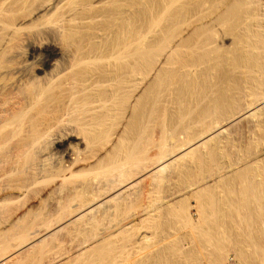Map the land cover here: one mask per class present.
Instances as JSON below:
<instances>
[{
  "label": "rangeland",
  "instance_id": "374dc122",
  "mask_svg": "<svg viewBox=\"0 0 264 264\" xmlns=\"http://www.w3.org/2000/svg\"><path fill=\"white\" fill-rule=\"evenodd\" d=\"M72 1L62 2L65 17L77 6ZM108 1L94 0L95 3H90L94 4L91 8H88V3L85 7L88 9L82 16L87 21L67 24L77 31L82 27L79 28V39L91 42V46L95 42L90 35L100 34L103 40L99 39L101 44L98 41V45L102 49H105L107 40L101 30L108 21L103 15L112 8L109 4L113 0L111 3ZM131 1V5L136 2L132 5L135 18H132L133 36L136 38L132 40L134 63L140 60V55L146 59L140 62L141 68H136L131 77V106L125 110L129 109L128 113L121 111L116 115L118 117L114 115L108 119L103 116L105 111H100L98 116L95 114L94 121L90 113V117L77 113L69 118L68 126L80 128L85 139V145L78 152L79 166L75 169L81 171L64 180L61 175L71 172L52 168V173L47 171L45 180L28 196L25 191L21 195L19 186L28 178L25 170L28 167L27 155L22 146L29 132L45 128L44 120L58 115L69 104L67 96H55L61 80H58V86L56 81V85L50 88L52 93L49 90L51 94L42 100L46 102L39 103L27 114L22 132L9 140L8 150L13 153H5L6 157L10 155L7 158L11 163L6 170L5 186L11 191L7 202L2 201L0 195V251H4L3 254L10 251V255L17 252V247H24L21 244H30L31 236H37V239L31 245L33 248H26L5 264H54L56 253L63 258L60 264H264V111L258 117L243 118L225 127L228 130L219 135V139L217 137L218 143L216 140L214 145L209 142L211 146L207 144V148H199L197 155H191L194 159L189 156L175 161L163 175L145 179L138 176L145 165L149 169L156 167L155 161L158 160L155 159L161 154L162 146L175 152L187 141L195 143L199 133L203 134L214 123L219 121L226 126L230 119H237L246 112L247 106L257 102V97L258 100L264 99V32L261 31L264 29V0ZM55 17V20L59 18ZM93 18L98 20L97 26ZM261 33L262 36L259 35ZM0 38V49H3L9 37L4 35ZM86 43L84 46L82 43V47L86 48ZM73 44L75 47L78 43ZM87 66L83 65V68ZM90 66L86 70H90ZM135 66L140 67L139 64ZM106 89L101 88L100 91ZM78 99L82 104L85 95ZM40 104L46 108L45 111L48 110L49 119L47 113L39 112V108L43 109ZM83 105L80 112L85 113L89 107ZM110 105L112 110L115 108L113 111H119V105ZM213 111L218 112L215 115ZM86 123L92 124L84 127ZM111 157L118 161L114 163V172L108 166ZM140 161L143 169L139 168ZM132 167L139 172L133 171V174L130 171ZM126 170L130 174L132 172V176L137 175L141 182L136 181V186L126 192L127 196L124 193V197L120 195L112 200V204L107 203L109 210L104 208L105 204L97 209L96 214L94 211L82 221L73 222L75 220L68 218L66 222L67 215L62 208L68 205V198L72 201L78 197L79 200L84 196L90 198L93 188L119 180V175L121 177ZM0 176L1 188L2 169ZM76 186L79 190L75 189ZM78 191L84 194L76 195ZM28 197L34 200L27 202L25 213L21 211L24 218L17 221L7 214L6 208L17 207L19 203L24 207ZM71 204L74 205L73 202ZM12 208L8 211H14ZM92 215L97 217L91 218ZM61 217V222L65 220L63 226L55 227V230L50 228L53 230L47 233L45 225L60 224ZM36 230L47 235L38 236ZM68 231H75L78 236L82 234L77 238V244L89 241L90 247L82 251L84 256L76 258L79 253L72 248V253H69L72 255H68L69 258L64 256L70 247L66 236ZM20 237L22 242L29 240L28 243H21ZM144 237L148 238V243ZM92 246L95 248L88 251Z\"/></svg>",
  "mask_w": 264,
  "mask_h": 264
},
{
  "label": "bare ground",
  "instance_id": "6f19581e",
  "mask_svg": "<svg viewBox=\"0 0 264 264\" xmlns=\"http://www.w3.org/2000/svg\"><path fill=\"white\" fill-rule=\"evenodd\" d=\"M73 1L75 3L74 6H76V5L77 6L74 9L72 8L73 9L72 11L70 10V14L68 17H65V14H62V8L64 7L63 6L64 4L62 3L63 0H0V37H2L4 35L9 37L7 44L4 45L5 47H3V49L2 48L0 49V170L2 169V184H1V188H0V195H2V201H4V202H7L8 199H10L9 196H10V191H11L8 186H5V181L7 179L6 170L11 164L9 159L7 158L10 155H7V157H6V154L12 152L10 149L8 150V148L10 147L8 145L9 140H11L14 135L22 132V123H23L25 117L27 116V114H29V112L32 110V108H35L39 103L46 102V101H42V100L44 99V97L47 94L52 93V90H50V88L53 87V85H56L58 83V80L62 81L61 86H59L60 89L59 88L57 89V87H56L57 93L53 92V94L55 95V93H56L55 96L57 98H59V97L65 98L67 96L69 98V104L67 105V108L61 110V112L58 115L52 116L53 115L52 114L51 115L52 117L50 119H49L50 116L48 117V113H49L48 110L45 111L46 108H44V106H42V104H40V106L43 107V109L39 108L40 109L39 112L40 113H44V112L47 113L46 116L48 117L49 120H46L47 118L46 119L44 118L45 119L44 121L46 122V124L45 125L43 124V125L45 128L40 129V130L35 128V130L29 132V134H28L29 137L25 141L24 145L22 146L23 148H25V151L24 150H22V151L24 153L26 152V155H27L26 156V164L28 167L26 166L27 169H25V170L28 173V178L22 182L23 183L22 186L21 185L19 186V187H21L20 190H22L21 195H23V191H25L27 194L26 196H28L32 192V190L34 188H36V186H38V184L40 182H43L45 180L44 178L47 176L46 172L47 171L51 172L52 168L57 169L59 171L60 170L70 171L71 174H66L65 172L64 173L62 172L63 174L61 176L64 180H67V179H70L71 177H74V175L76 173H79L81 171V170L76 171L75 169L79 166L78 152H80V147L85 145V139L82 136L83 131H80V128H73V127L68 126V121H69L70 117L74 116L77 113L81 114V115H85V114L90 113V114H92L90 116L93 117L92 120L94 121L95 114L98 116V114H97L98 112H100V111L104 112L105 111L103 116L105 115L108 119H110L114 115L115 116L120 115L121 111L125 112V110L128 107L130 108V106H131V104H129V103H131L130 102L131 101V95H130L131 79L133 78L132 76L135 72V69L141 68L140 62L142 63V61L145 58L144 56L140 55L139 56L140 60H138V61H136V63H134V54H133L132 42L135 41L136 38L133 36V27L134 26H133L132 18L134 16L132 15V11H133L132 5L136 4V2L133 0L134 4L132 3V5H131V2H132L131 0H113L114 2L112 1V4H109V3H111L110 2L111 0L108 1L109 2L108 4L112 5V8L110 7L109 11L107 13L105 11H103L106 13V15L104 14L103 17L106 16L107 18L106 17L105 18H106V20L108 19V21H107V25L106 26L103 25L104 28L102 30L100 29L101 31L104 32V34L106 36L105 39L107 40L106 44L104 42V44L106 45L105 49L104 48L102 49L99 46L101 44L100 40H103V37H102V39H100L101 38V37H99L100 34L97 33L98 31H100L99 29H97L98 31L96 32L98 35L94 34V33H92L93 35H90L91 33L89 34L91 37H93L94 40L91 38L93 40V42H95L91 46V42L87 41V43H86V41L79 39L81 37V35H79V31L81 29L79 30V28H82V27H79L78 31H77L76 30L77 28H70L71 26L67 25L70 22H75L78 20L80 21V23L87 21L82 16H84V14L86 12L85 10H87L89 7L91 8V6L94 5V4L93 5L90 4L91 2L95 3L94 0L91 1L90 3H89L90 0H73ZM73 1H72V3H73ZM88 3L90 4V6H88V8H85V7H87L86 5H89ZM56 14H58L57 16L59 18L55 20V19H53V17H55ZM66 14H68V13H66ZM262 14L264 15L263 8H262ZM95 15L96 14H93V16H95ZM63 17H65V18H63ZM96 17H98V16H96ZM133 19H135V18H133ZM81 20H84V21L82 22ZM96 20L97 19H94L93 23L95 22V24H96V22L98 21V20L97 21ZM79 21L75 22V23L78 24ZM85 25H86V23H85ZM97 25L98 24H96V26ZM262 26L264 27V25H262ZM74 27H76V25ZM99 27H100V25H99ZM263 27H261V28H263ZM93 29H95V28H93ZM83 30H84V28H83ZM83 30H82V32H83ZM95 30H93V32H95ZM261 31L264 32V29ZM262 33L259 35L262 36L263 35ZM80 34H81V31H80ZM90 36H89V38H90ZM91 39L87 38V40H91ZM83 41L86 43L87 47L90 46V48L87 49L86 45H85L86 48L82 47V43H83V46L85 44ZM98 41L100 42L99 45H98ZM262 41H264V40H262ZM73 42L78 43V44H76L77 46L74 47ZM88 43H90V45ZM104 44H103V46H104ZM101 47H102V45H101ZM138 64L140 67L135 66ZM83 65H85V67H86V65H88V66L91 65L90 70H86L87 68H89L88 66L86 69H84L85 67L83 68ZM141 65H144V64H141ZM91 67L93 69H91ZM183 69H184V67H183ZM84 74H86V75H84ZM83 76H86L87 78L86 77L84 78ZM80 77H82L81 79L83 80L82 81L81 79H79L82 81L81 83L78 80V78H80ZM55 82H56V84H55ZM183 83H182V85H183ZM57 86H58V84H57ZM101 88L102 89L108 88L110 91L108 89H106L109 92L105 93L106 90L100 91ZM49 90L51 91V93L48 92ZM184 90H186V89H184ZM83 94L85 95V99L82 100V104L84 103V105H87L89 107L88 111H86L85 113L83 112L84 114L82 112H80L82 109V107H81L82 104L80 101H78L79 100L78 97L83 95ZM252 95H254V94H252ZM255 101H256V99H255ZM112 103L119 105L118 106L119 111H117V110L113 111L115 108L112 110L113 107L110 105ZM109 105H110V107H109ZM247 107L248 108H247V110L245 109L246 112L243 115L239 116L237 119L235 118L234 120L230 119V121L227 123L226 126L223 124V122L220 123L217 120L219 123L218 122L214 123L215 125L212 126L211 128L209 127V129L206 132L203 131V134H201V133H199L200 135L198 134L199 135V136H197L198 138L196 137L197 141L194 139V141H196L195 143L192 142V140H191V142L190 141H187V143L184 142L185 145L179 146L177 148L178 150L175 152L170 151L168 149V147H166V146H162V150H160L161 154H159V157L157 159H155V160H158V162L155 161L156 164L152 162L153 165L154 164L156 165V167L153 166L152 168L149 169V168H147L148 166L145 165L146 168L143 169L144 166H141V161H140L139 162V165H140L139 168L143 169V170L141 172H139V169L137 170L139 172L138 176L140 177V179H145L147 177H152V176L156 177L159 175H163L164 173L167 172L169 166L171 164L175 163V161H178L181 158L183 160L184 159L183 157L189 158V156L191 157V155H195V154L197 155L196 151H199L198 150L199 148L206 146L209 142H210V144H212V142H213V145H214V142L217 140V137L219 135L221 136L222 133L224 134V132H226L228 130V129L226 130L225 127L230 126L233 123L235 124V122L240 121L243 118L258 117L259 114L263 113L262 111H264L263 110L264 99L261 98L260 100H258V97H257V102L251 103ZM213 112L215 113V111H213ZM216 113H215V115H216ZM239 115H240V113H239ZM88 116H89V114H88ZM116 117H118V116H116ZM96 118H98V117H96ZM91 124L86 123L83 126L86 127V126L91 125ZM37 127H39V126H37ZM164 137H166V135H164ZM120 138H118V139H120ZM219 138L220 137H218V139ZM222 138H223V136H222ZM163 140H162V142H163ZM212 140H214V141H212ZM218 141L219 140H217V143H218ZM160 144H162V143H160ZM163 145H165V143ZM209 146H211V145H209ZM13 148H15V147H13ZM206 148H207V146H206ZM8 151H11V152H8ZM127 153L129 154V152H127ZM126 158H128V157L126 156ZM191 158L194 159L195 157L193 158V156H192ZM115 161H117L115 159V157H111L109 159V163H108V166L110 165V169L113 172L116 171L115 164H114ZM50 162H51V164H50ZM136 164H138V163H136ZM136 164H135V166H136ZM52 165H54V166H52ZM133 165L129 164V166H133ZM139 165H137V166H139ZM147 165H149V164H147ZM135 166H133V167H135ZM126 167H128V166L126 165ZM133 167H132V170H130V171L135 172V170L137 168L135 170H133L134 169ZM110 169L108 171H110ZM122 169L120 171H122ZM124 169H128V168L124 167ZM129 169H131V168H129ZM57 170H55V171L59 172ZM126 171L125 172L127 174L124 173L121 175V177L119 175V178H120L119 180L109 181V183L106 182V184H104L101 187L97 186L96 188H93V191L91 192V195H90L91 197L89 198V196L88 197L86 196L88 199H86V197L84 196V198H81V200H79L78 199L79 197H78L77 199L79 201L77 202V199H76V201L75 200L72 201L70 198H68V200H67L68 205H65V206L63 205V208H62V209H64V213H66V215L68 216V217L64 216L66 219V222L68 223L69 220H75L73 222L82 221L83 218H85V217L88 218V215H91L92 212L95 211V213H93V214H96L97 209L100 210L99 208L104 207L105 204L108 207L105 205L106 207H104V208L108 209L109 204H107V203H111L112 200L117 199L118 196L119 197H120V195L123 196L124 193H125L124 196H127L128 195L127 193L130 191V189H133V187L136 186L135 183H136V181H138L137 178H139V177L137 175L132 176V172L130 174L129 173L130 171H128V170H126ZM137 171L135 172L136 174L138 173ZM146 171H148V172H146ZM113 172H112V174H113ZM134 172H133V174H134ZM144 173H146V174H144ZM48 175L51 176L50 174H48ZM52 175H55V174L53 173ZM56 175H58V174H56ZM69 175H70V177H68ZM0 178H1V176H0ZM47 179H48V177H47ZM138 182H137V185H138ZM139 183H141V182H139ZM77 187L78 186L75 187L76 190L78 189ZM142 191H143V189H142ZM78 193L79 194H76V195H83L84 194V193L81 194L79 191H78ZM194 195H196V193H194ZM69 197H70V195H69ZM123 197L121 198L122 200L124 199ZM28 198H29V200H28ZM28 198H27L28 201H25V204H24L25 206L24 207L22 206L23 208L21 207V205L19 203L20 207H19V205H17V207L15 206L14 208L11 207L12 210L14 209V211H12V212H10L11 210L8 211V209H11V208H6L7 210L5 209V211H7V214L9 213V216L11 215L12 217H15V219H17V221H20V219H22V217H23L22 212L24 211V209L26 208L28 203H31L30 201L34 200L33 197H28ZM131 200H132V197H131ZM71 202H73L74 205H72ZM108 210H106V211H108ZM111 210H112V208L110 209V211ZM27 212H29V211H27ZM2 213L5 214V212H2ZM23 213H25V211ZM154 214H155V212H154ZM97 215H98V213H97ZM97 215H96V217H97ZM26 216H27V214H26ZM148 216H150V215H148ZM92 217L96 218L95 215H92L91 218ZM68 218H69V220H68ZM57 219H59V218H57ZM61 220H62V217L60 219V224L56 223L57 226H55L56 224L52 225L51 224L52 221L50 222L51 226L45 225V226H47V227H45L43 225L46 228V230L44 229V227L42 230H45L47 233H49L50 231L53 230V229L51 230L50 228H54V230H55L57 227L63 226L65 220H64V222H61ZM150 220H148V221H150ZM57 222H59V220ZM87 223H89V221ZM87 223H86V225H87ZM69 225H71V224H69ZM88 225H90V227H91L90 223ZM48 226H49V228H48ZM136 229H138V228H136ZM39 230L42 231L41 229H39ZM40 231H37V233L39 234ZM45 231H43V232H45ZM34 233H36V232H34ZM47 233L46 234L41 233V234L47 235ZM57 233H58V231H57ZM67 233L68 234L67 235L65 234V235L68 236L69 242H67V243H68V246H70L69 249L70 248H72V250L77 249L76 252L79 253V255H77L76 258L84 256V252H82V251H87L85 249L90 247V246H88L89 241L83 243L82 240H80V242H82V243L77 244L76 240L82 234L78 233L79 234V236H78V235H76L77 232L75 233V231L74 232L68 231ZM41 234H39L38 236H40ZM24 235H27V233ZM24 238H25V236L23 237V239ZM26 238H27V236H26ZM39 238H38V240H39ZM144 238L146 239L147 237H144ZM144 238L142 240L145 242ZM31 239H32V241L33 240L34 241L33 242L29 241ZM36 239H37V236H36V238H34V236H31V238L28 240L31 243L28 245L21 244L22 246L24 245V247H21V245H20L21 249H19L16 245H14L17 247L18 250L15 253H12V254L10 253V255H9L10 251H8V252L5 251L6 252L5 254H3L4 251L3 252L0 251V264H5L6 262L15 259V257L18 254H20V252H22L26 248L30 247L31 245H33L35 243ZM147 239H146V243L149 242V240H147ZM190 239H191V237H190ZM20 240H21V243L24 242V241L22 242L21 237H20ZM56 240H54V241H56ZM28 241L27 242L25 241L24 243H28ZM78 241H79V239H78ZM192 243H194V240ZM208 243H211V242H209V240H208ZM65 245H66V242H65ZM59 246H60V244H59ZM94 248L95 247L92 246L90 249H88V251L91 249H94ZM28 249L26 251H28ZM68 250H67V252H65V255L63 254L64 256H66V258H69L68 255H70V256L72 255V254H69L70 252L72 253V250L70 249L69 252H68ZM141 251H143V250H141ZM73 252L75 253V251H73ZM55 255H54L55 257L53 258L54 264H60V261L63 258L60 257L61 255H59V254L57 255V253ZM74 255H76V254H74ZM68 263H69V261H68Z\"/></svg>",
  "mask_w": 264,
  "mask_h": 264
}]
</instances>
